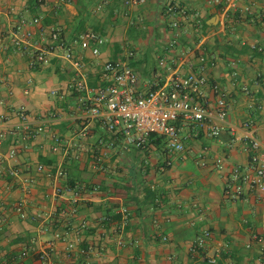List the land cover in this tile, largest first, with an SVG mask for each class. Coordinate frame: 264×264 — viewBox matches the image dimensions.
Returning a JSON list of instances; mask_svg holds the SVG:
<instances>
[{"label":"crops","instance_id":"obj_1","mask_svg":"<svg viewBox=\"0 0 264 264\" xmlns=\"http://www.w3.org/2000/svg\"><path fill=\"white\" fill-rule=\"evenodd\" d=\"M230 1L0 0V264H210L207 256L217 251L222 264H250L263 255L253 235L264 234V189L253 182L242 125L249 121L264 139V0ZM171 5L180 9L178 28ZM35 17L37 23L22 24ZM54 27L67 41L88 30L105 37L97 55L76 45L92 86L108 59L126 60L147 90L177 71H200L205 54L207 98H216L213 83L228 92L234 128L195 137L183 126L182 151L158 135L143 148L125 144L99 118H86L81 94L70 87V62L51 56L31 66L33 47L13 42L20 28L44 44ZM236 167L242 179H233ZM237 182L243 195L227 194ZM54 229L62 236L43 261L36 254ZM206 229L212 237L194 249Z\"/></svg>","mask_w":264,"mask_h":264},{"label":"built area","instance_id":"obj_2","mask_svg":"<svg viewBox=\"0 0 264 264\" xmlns=\"http://www.w3.org/2000/svg\"><path fill=\"white\" fill-rule=\"evenodd\" d=\"M42 1V0H39ZM65 1V0H61ZM145 0H124L126 4H139ZM220 2V0H216ZM234 4L233 0L230 1ZM183 12V10H181ZM168 12L175 16L172 25L179 26L176 14L180 12L177 6H169ZM39 17L31 20L22 19V24L37 23ZM18 34L13 42L18 49H24L31 45L33 51L30 58L31 66L49 62L51 56H59L70 62L73 67L74 76L70 87L81 94L83 103L87 106V119L99 118L103 124L116 135H120L125 144L143 148L149 137L154 134L163 136L167 140L168 148L172 151H182L185 148L183 142V126H191L190 133L198 137L201 132H207L211 137H218L223 125L231 129L234 126L228 121V110L230 107L228 92L217 83L211 84V89L216 98L210 103L206 95V86L209 84L208 77L203 72L207 63L205 54L200 56L201 70H191L188 73L175 72L164 83L153 82L147 90L140 87L141 77L138 72L124 59L112 58L102 64L100 82L96 86L88 83L86 62L76 52V45L83 49H91L93 54H99V46L105 42V37L97 31L88 30L79 34L73 41H67L62 36L60 27L51 30L50 40L44 44L32 41L33 33L30 30ZM1 48V45H0ZM133 52H129L132 55ZM2 78L0 77V121L4 119L2 106L4 100L1 97ZM19 113L23 119L27 118L26 108L20 106ZM246 129L245 138L250 144L251 164L255 170V182L264 189V139L255 136L252 125L245 121L242 125ZM43 129L42 125L30 130L28 135L34 136ZM86 133V130L82 132ZM58 140V138H57ZM15 153L13 149L11 155ZM1 163V161H0ZM216 164L223 166L222 158H217ZM44 165L39 164V169ZM57 176L64 175L59 168ZM233 179H242L239 168L234 169ZM70 189V188H68ZM66 190L56 186V192ZM227 194L241 196L244 193L243 185L239 182L235 186L229 185ZM126 211V208L123 209ZM72 211H75L73 208ZM62 232L54 229V238L43 243L42 249L37 252V257L43 261L47 260L54 249L55 239L61 238ZM212 237L209 229L203 230L197 236L193 244L194 249L203 248ZM253 238L260 244L262 254L250 264H264V234L255 233ZM119 243H123L118 238ZM72 245V244H70ZM92 245L82 248V252L89 253ZM27 252L23 251L22 255ZM221 252L207 256L210 264H222L220 262ZM233 262H229L232 264ZM89 264H91L89 262Z\"/></svg>","mask_w":264,"mask_h":264},{"label":"water","instance_id":"obj_3","mask_svg":"<svg viewBox=\"0 0 264 264\" xmlns=\"http://www.w3.org/2000/svg\"><path fill=\"white\" fill-rule=\"evenodd\" d=\"M216 23V17H214V19H212L211 23Z\"/></svg>","mask_w":264,"mask_h":264},{"label":"trees","instance_id":"obj_4","mask_svg":"<svg viewBox=\"0 0 264 264\" xmlns=\"http://www.w3.org/2000/svg\"><path fill=\"white\" fill-rule=\"evenodd\" d=\"M204 25H206V26H207L208 24H207V23H204ZM151 136H154V134H152Z\"/></svg>","mask_w":264,"mask_h":264},{"label":"rangeland","instance_id":"obj_5","mask_svg":"<svg viewBox=\"0 0 264 264\" xmlns=\"http://www.w3.org/2000/svg\"><path fill=\"white\" fill-rule=\"evenodd\" d=\"M110 57H115V56H114V54H111V56H110Z\"/></svg>","mask_w":264,"mask_h":264}]
</instances>
